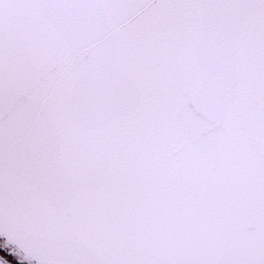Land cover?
<instances>
[{
    "label": "snow or ice",
    "instance_id": "snow-or-ice-1",
    "mask_svg": "<svg viewBox=\"0 0 264 264\" xmlns=\"http://www.w3.org/2000/svg\"><path fill=\"white\" fill-rule=\"evenodd\" d=\"M0 264H264V0H0Z\"/></svg>",
    "mask_w": 264,
    "mask_h": 264
}]
</instances>
